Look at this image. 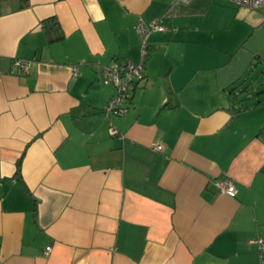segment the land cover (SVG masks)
Wrapping results in <instances>:
<instances>
[{"label": "crops", "instance_id": "obj_1", "mask_svg": "<svg viewBox=\"0 0 264 264\" xmlns=\"http://www.w3.org/2000/svg\"><path fill=\"white\" fill-rule=\"evenodd\" d=\"M262 30L229 0H0V264H264Z\"/></svg>", "mask_w": 264, "mask_h": 264}, {"label": "built area", "instance_id": "obj_2", "mask_svg": "<svg viewBox=\"0 0 264 264\" xmlns=\"http://www.w3.org/2000/svg\"><path fill=\"white\" fill-rule=\"evenodd\" d=\"M240 7L249 9L264 8V0H229ZM163 26L158 23L146 24L141 19L136 24V31L140 37V53L141 60L139 63H133L130 60H125L121 64L113 62L110 65L104 66L101 72L100 81L103 84H112L116 91L114 95L106 102L103 111L109 118L111 116H118L127 111L126 102L131 97L132 85L136 78H140L143 71V61L148 52V36L152 31L162 30ZM20 69H26L28 65L27 60H17L15 62ZM109 132L112 135L118 133L116 127L109 122ZM154 149L160 150L161 145L153 144ZM217 192L228 196H235L237 188L230 178H215L213 179ZM253 242L256 243L259 253V258L264 262V237H258ZM51 246L45 248V254H49Z\"/></svg>", "mask_w": 264, "mask_h": 264}, {"label": "rangeland", "instance_id": "obj_3", "mask_svg": "<svg viewBox=\"0 0 264 264\" xmlns=\"http://www.w3.org/2000/svg\"><path fill=\"white\" fill-rule=\"evenodd\" d=\"M259 35H261V36H259L260 37V40H262V43H264V30H262L261 32H259L258 33ZM261 71H264V69H262V68H258V69H250L249 70V74H250V77H248L247 78V82H248V84L251 82V83H253L254 82V89L255 90H257V89H260V85L258 84V81H256L257 79L259 80H261L262 78H264V76H260L262 73H261ZM257 88V89H256ZM247 103H249V102H245V104H247Z\"/></svg>", "mask_w": 264, "mask_h": 264}, {"label": "trees", "instance_id": "obj_4", "mask_svg": "<svg viewBox=\"0 0 264 264\" xmlns=\"http://www.w3.org/2000/svg\"><path fill=\"white\" fill-rule=\"evenodd\" d=\"M48 21H53V19L44 20V21L42 22V23H43V26L46 27V28H48V27H47V22H48ZM53 25H56V22H55ZM19 166H20V162L18 161V163H17V171H19Z\"/></svg>", "mask_w": 264, "mask_h": 264}]
</instances>
